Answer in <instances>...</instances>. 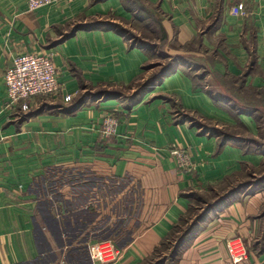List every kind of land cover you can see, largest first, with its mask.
Segmentation results:
<instances>
[{"label": "crops", "instance_id": "obj_1", "mask_svg": "<svg viewBox=\"0 0 264 264\" xmlns=\"http://www.w3.org/2000/svg\"><path fill=\"white\" fill-rule=\"evenodd\" d=\"M39 53L61 94L24 113L4 74ZM263 112L264 0H53L34 12L0 0V264H92L89 245L107 240L114 264H155L196 196L255 176ZM247 191L209 213L172 264H231L236 238L240 264H264V188Z\"/></svg>", "mask_w": 264, "mask_h": 264}, {"label": "built area", "instance_id": "obj_2", "mask_svg": "<svg viewBox=\"0 0 264 264\" xmlns=\"http://www.w3.org/2000/svg\"><path fill=\"white\" fill-rule=\"evenodd\" d=\"M52 3L53 0H27V10L34 12ZM238 9L243 12V4H240ZM57 76L58 72L51 58L43 53L26 54L15 58L4 74V84L10 106L19 104L21 111L28 113L34 99L60 96L61 85L57 81ZM63 100L66 103L69 102L70 96H65ZM115 126V120L107 117L102 134L105 137L110 136ZM170 155L179 170L191 174L196 171L197 165L191 162L186 149L172 145ZM225 247L232 264H240L246 260L247 249L239 238L227 240ZM88 252L92 264H114L120 255L119 249L110 240L90 244Z\"/></svg>", "mask_w": 264, "mask_h": 264}, {"label": "rangeland", "instance_id": "obj_3", "mask_svg": "<svg viewBox=\"0 0 264 264\" xmlns=\"http://www.w3.org/2000/svg\"><path fill=\"white\" fill-rule=\"evenodd\" d=\"M137 31H138V29L135 28V30L134 31H131V33H129V34L130 35H136L137 34ZM146 39H147L148 42H153V38H146ZM148 45L149 44H147V46ZM41 98H44V97H41ZM261 115L264 116V112L261 113ZM262 118H264V117H262ZM258 126H259V129H258V134L256 136L255 143L258 144V149L259 150H264V122L259 123ZM260 146H261V149H260ZM171 147H172V145H171ZM263 158H264V156H263ZM195 165H197V164H195ZM252 178H253V180H252ZM252 178H250L249 176L248 177H245L241 181H239L237 184H240V183H242V184H253L256 181L264 178V159L261 162V165L258 167L257 173ZM230 187L231 186H229V187L228 186L227 187H216V188H213V189L208 190L205 194L196 196L194 198V202H193V206L191 207V210L188 212V215L186 214L187 216L184 217L185 218V220L183 219L184 222L181 221L179 223L178 228H177V231L174 232V235L177 234L176 236H178V233L179 232H184V230L187 228V226L189 224L194 223L195 220L201 218V216L203 214V211L205 209H207L209 206H212L213 204H215L224 195H226L228 193V189ZM259 188H264V182L261 183V185H259ZM247 190H248L247 193H250L254 189H253V187H251V188H249ZM208 216L209 215L207 214L206 217H204L205 219L203 218L204 221H206V219L208 218ZM195 233L193 234V236L195 235ZM190 240L186 243V245L190 242ZM172 245H174V244L173 243H166L165 244V247L163 248V250H161V253L155 257L156 259H158L157 262H159L161 264H172V261L174 260V257L172 256V252H171Z\"/></svg>", "mask_w": 264, "mask_h": 264}, {"label": "trees", "instance_id": "obj_4", "mask_svg": "<svg viewBox=\"0 0 264 264\" xmlns=\"http://www.w3.org/2000/svg\"><path fill=\"white\" fill-rule=\"evenodd\" d=\"M163 38V36H162ZM174 63L175 61H170L166 67L162 70L161 72V77H163L164 75H166V73H169L171 70L174 69ZM160 76V75H159ZM153 80L150 79L149 81H147V83L144 85L143 89L148 88ZM83 99V98H82ZM83 100H81L78 104L82 103ZM73 108H71L70 110H72ZM252 178V177H250ZM253 180V178H252ZM264 182V178L256 181L253 184H235L232 185L229 189H228V193L226 195H224L221 199H219L215 204H213L212 206H209L207 209H205L203 211V214L201 216V218L195 220L194 223H191L187 226V228L184 230V232H179L178 236L174 235V232L177 231L178 225L174 228L171 236L165 241L166 243H173L174 245H172L171 247V252H172V256L175 257L178 255V253L180 252V250L186 245V243L191 239V237H193V234L195 232H197L200 228L201 223L204 222V217H206L207 214L211 213V212H216L220 209H222L223 207L227 206L235 196H237L238 194H240L241 192L253 187V191L251 193H255L257 190V187H259V185H261V183ZM191 210V208L189 209V211ZM188 211V212H189ZM188 215V213H187ZM185 215V216H187ZM264 215V214H263ZM184 216V217H185ZM181 218L180 222L185 220V218ZM204 218V219H203ZM184 219V220H183ZM179 222V223H180ZM165 244L163 246V248L165 247ZM155 264H161L159 262H156Z\"/></svg>", "mask_w": 264, "mask_h": 264}]
</instances>
